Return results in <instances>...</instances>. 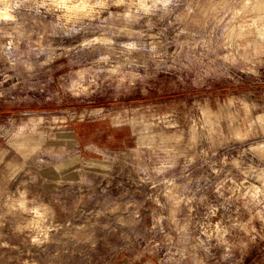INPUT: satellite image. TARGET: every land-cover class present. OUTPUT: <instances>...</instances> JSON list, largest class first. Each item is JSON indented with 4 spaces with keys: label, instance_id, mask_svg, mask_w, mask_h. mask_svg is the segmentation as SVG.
<instances>
[{
    "label": "rangeland",
    "instance_id": "rangeland-1",
    "mask_svg": "<svg viewBox=\"0 0 264 264\" xmlns=\"http://www.w3.org/2000/svg\"><path fill=\"white\" fill-rule=\"evenodd\" d=\"M0 264H264V0H0Z\"/></svg>",
    "mask_w": 264,
    "mask_h": 264
},
{
    "label": "bare ground",
    "instance_id": "bare-ground-1",
    "mask_svg": "<svg viewBox=\"0 0 264 264\" xmlns=\"http://www.w3.org/2000/svg\"><path fill=\"white\" fill-rule=\"evenodd\" d=\"M1 15H3V16H5V17H6L8 14H7V13H3V14H1ZM8 16H9V15H8ZM8 16H7V17H8Z\"/></svg>",
    "mask_w": 264,
    "mask_h": 264
}]
</instances>
